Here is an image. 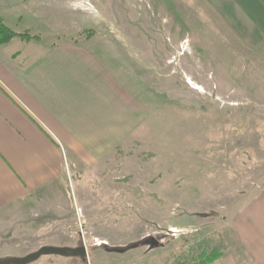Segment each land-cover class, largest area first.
<instances>
[{
  "label": "rangeland",
  "instance_id": "374dc122",
  "mask_svg": "<svg viewBox=\"0 0 264 264\" xmlns=\"http://www.w3.org/2000/svg\"><path fill=\"white\" fill-rule=\"evenodd\" d=\"M145 3L171 23L175 12L157 0H0V19L39 36V50L93 37L119 48ZM143 18L152 35V17ZM182 30L157 29L150 39L161 45L144 49L143 83L125 79L147 109L144 126L94 168L66 167L60 188L1 211L0 259L85 246L86 258L32 264H194L214 250L246 262L236 225L264 196V56L222 47L231 39L184 45ZM113 51L106 58L117 68Z\"/></svg>",
  "mask_w": 264,
  "mask_h": 264
},
{
  "label": "crops",
  "instance_id": "0c3cea01",
  "mask_svg": "<svg viewBox=\"0 0 264 264\" xmlns=\"http://www.w3.org/2000/svg\"><path fill=\"white\" fill-rule=\"evenodd\" d=\"M157 1L175 12L171 23L154 18L159 14L145 3L138 8L141 24L124 30L119 48L96 37L47 50H39L38 40L16 39L0 47V212L60 188L66 167L70 174L78 166L94 168L144 126L147 109L126 80L143 83L144 49L161 45L151 40L157 29L164 26L174 36L178 24L187 37L184 45L193 40L205 50L231 39L222 47L264 56V0ZM148 16L153 25L146 36ZM169 35L167 45L174 47ZM109 48L123 62L117 68L107 61ZM146 53L154 57L156 50ZM245 217L246 225L244 220L236 225L244 264H264V196L248 206ZM213 264L237 263L222 256Z\"/></svg>",
  "mask_w": 264,
  "mask_h": 264
},
{
  "label": "water",
  "instance_id": "95a60500",
  "mask_svg": "<svg viewBox=\"0 0 264 264\" xmlns=\"http://www.w3.org/2000/svg\"><path fill=\"white\" fill-rule=\"evenodd\" d=\"M158 244L157 242L155 243ZM43 256H61V257H87V248L85 246L78 248L44 246L38 251L27 255L26 257H8L0 259V264H32Z\"/></svg>",
  "mask_w": 264,
  "mask_h": 264
},
{
  "label": "trees",
  "instance_id": "16d2710c",
  "mask_svg": "<svg viewBox=\"0 0 264 264\" xmlns=\"http://www.w3.org/2000/svg\"><path fill=\"white\" fill-rule=\"evenodd\" d=\"M20 39L26 42L39 40V36L32 35L31 33H17L9 27L3 19H0V47L8 46L12 41ZM223 256L222 251L214 250L211 253L200 254L197 262L194 264H213Z\"/></svg>",
  "mask_w": 264,
  "mask_h": 264
}]
</instances>
